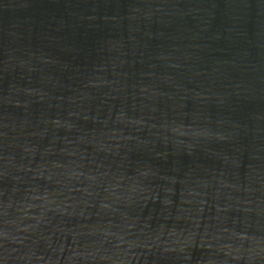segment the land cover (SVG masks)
I'll list each match as a JSON object with an SVG mask.
<instances>
[{
  "label": "water",
  "instance_id": "obj_1",
  "mask_svg": "<svg viewBox=\"0 0 264 264\" xmlns=\"http://www.w3.org/2000/svg\"><path fill=\"white\" fill-rule=\"evenodd\" d=\"M0 264H264V0H0Z\"/></svg>",
  "mask_w": 264,
  "mask_h": 264
}]
</instances>
